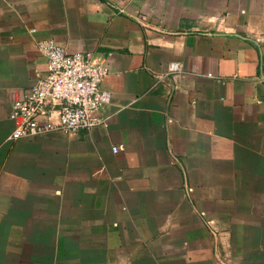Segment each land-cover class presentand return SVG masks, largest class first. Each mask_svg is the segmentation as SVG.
Listing matches in <instances>:
<instances>
[{"label":"crops","instance_id":"1","mask_svg":"<svg viewBox=\"0 0 264 264\" xmlns=\"http://www.w3.org/2000/svg\"><path fill=\"white\" fill-rule=\"evenodd\" d=\"M44 39L106 128L8 141ZM0 264H264V0H0Z\"/></svg>","mask_w":264,"mask_h":264},{"label":"built area","instance_id":"2","mask_svg":"<svg viewBox=\"0 0 264 264\" xmlns=\"http://www.w3.org/2000/svg\"><path fill=\"white\" fill-rule=\"evenodd\" d=\"M36 49L44 60L45 71L12 103L10 118L15 126L8 141L106 128L104 111L111 105L112 97L101 82L108 74L107 67L96 64L91 53L71 52L53 40L37 41ZM167 75L175 79L186 74L180 62H172Z\"/></svg>","mask_w":264,"mask_h":264}]
</instances>
